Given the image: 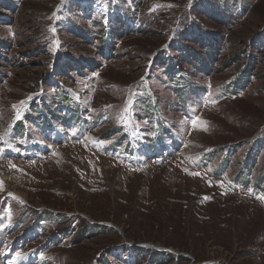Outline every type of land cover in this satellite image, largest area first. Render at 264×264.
Segmentation results:
<instances>
[{
    "label": "rangeland",
    "instance_id": "374dc122",
    "mask_svg": "<svg viewBox=\"0 0 264 264\" xmlns=\"http://www.w3.org/2000/svg\"><path fill=\"white\" fill-rule=\"evenodd\" d=\"M261 197L264 0H0V264H264Z\"/></svg>",
    "mask_w": 264,
    "mask_h": 264
},
{
    "label": "bare ground",
    "instance_id": "6f19581e",
    "mask_svg": "<svg viewBox=\"0 0 264 264\" xmlns=\"http://www.w3.org/2000/svg\"><path fill=\"white\" fill-rule=\"evenodd\" d=\"M2 144L4 145L5 142L2 141ZM26 259H28V258H26ZM26 259L25 258L21 259L20 262H18L17 264H22V262L25 261Z\"/></svg>",
    "mask_w": 264,
    "mask_h": 264
},
{
    "label": "snow or ice",
    "instance_id": "6c2138e0",
    "mask_svg": "<svg viewBox=\"0 0 264 264\" xmlns=\"http://www.w3.org/2000/svg\"><path fill=\"white\" fill-rule=\"evenodd\" d=\"M262 199H264V197H261Z\"/></svg>",
    "mask_w": 264,
    "mask_h": 264
},
{
    "label": "trees",
    "instance_id": "16d2710c",
    "mask_svg": "<svg viewBox=\"0 0 264 264\" xmlns=\"http://www.w3.org/2000/svg\"><path fill=\"white\" fill-rule=\"evenodd\" d=\"M172 41V40H171Z\"/></svg>",
    "mask_w": 264,
    "mask_h": 264
}]
</instances>
